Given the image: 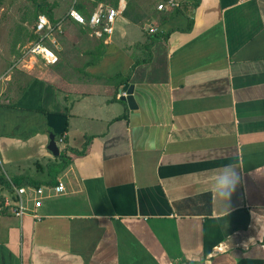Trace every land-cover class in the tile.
<instances>
[{"label":"crops","instance_id":"obj_1","mask_svg":"<svg viewBox=\"0 0 264 264\" xmlns=\"http://www.w3.org/2000/svg\"><path fill=\"white\" fill-rule=\"evenodd\" d=\"M173 1L144 32L65 21L57 62L31 60L14 99L1 88L0 264H264V0ZM69 24L97 43L71 45ZM15 178L45 196L20 218L3 204Z\"/></svg>","mask_w":264,"mask_h":264},{"label":"rangeland","instance_id":"obj_2","mask_svg":"<svg viewBox=\"0 0 264 264\" xmlns=\"http://www.w3.org/2000/svg\"><path fill=\"white\" fill-rule=\"evenodd\" d=\"M70 1L71 0H0V90L1 88L4 90L3 97L14 94L12 97V99H14L16 95L14 90L16 89L18 91L23 87L22 84H15V79L19 77L21 82L25 85L27 81H25L24 78L22 80V74L25 73V71L30 72L36 68H41L36 64L34 68L27 70L31 64L30 61H28L27 64L25 63L28 67H23V64L19 62L22 52H25L24 47L30 42L38 40V34L34 30L35 16L44 13L50 17L51 24H54L64 17L70 6ZM104 1L109 4L113 2V0ZM125 1L127 10L122 14L123 19L121 18L120 21H116L114 24L116 34L121 33L127 26H132V23L137 24L143 31L144 21H154V19H156V16L152 14L151 11L153 12L160 3L157 0ZM77 30L79 29L72 24L66 25L62 37L71 35L72 33L73 38L71 45H76L77 49L83 47V44L88 42H93V44L97 43L95 39L89 37V32L86 33L84 30H79L77 32ZM124 42L129 43L128 40ZM60 49L62 53L64 45H62ZM10 84H12L11 87L9 86ZM6 177H11V175L8 174L6 166L2 165L0 158V182ZM2 193L0 191V195ZM60 193L61 192H55V194Z\"/></svg>","mask_w":264,"mask_h":264},{"label":"built area","instance_id":"obj_3","mask_svg":"<svg viewBox=\"0 0 264 264\" xmlns=\"http://www.w3.org/2000/svg\"><path fill=\"white\" fill-rule=\"evenodd\" d=\"M126 5L125 0H117L116 5L106 3L104 0H71L64 17L54 24H51L50 19L45 15H38L34 28L38 34V40L30 42L24 47L25 52H22L20 64L25 65L24 61L28 62L35 59L46 64L57 62V57L51 51L50 45L55 44V35L61 32L62 25L67 20L88 29L96 38L112 35L114 24L125 11ZM167 6L175 7L177 4L173 0H164L156 6V9L157 11H163ZM158 32L159 28L149 26V34ZM120 94L124 95V92L120 91ZM54 190L55 192H62L63 185L58 183ZM44 198L43 188L20 186L13 188L11 198L4 199L3 204L11 207L14 214L20 218L27 212L26 200H31L33 207L37 208ZM7 199H11V201Z\"/></svg>","mask_w":264,"mask_h":264},{"label":"clouds","instance_id":"obj_4","mask_svg":"<svg viewBox=\"0 0 264 264\" xmlns=\"http://www.w3.org/2000/svg\"><path fill=\"white\" fill-rule=\"evenodd\" d=\"M240 183L239 174L233 169L230 173L222 174L216 181V192L222 198H229Z\"/></svg>","mask_w":264,"mask_h":264},{"label":"trees","instance_id":"obj_5","mask_svg":"<svg viewBox=\"0 0 264 264\" xmlns=\"http://www.w3.org/2000/svg\"><path fill=\"white\" fill-rule=\"evenodd\" d=\"M116 3H117V0H113V2L111 3L112 5H116ZM125 10H127V6H126V9ZM124 13V12H123ZM42 14H44V13H42ZM44 15H46V14H44ZM37 16L38 15H36L35 16V21H36V18H37ZM47 16V15H46ZM48 17V16H47ZM49 19H50V17H48ZM188 27V26H187ZM157 35L158 36H160V37H164V35H160L159 33H157ZM148 42H146L145 44H143L142 45V48H144L145 50H147L148 51V47H150L155 41H156V37H148V40H147ZM149 59L147 58L146 60H143L144 62H147ZM85 147H86V144H84V146H83V148H82V150L81 151H76V150H74V152L75 153H78L79 155H81V154H83V151H84V149H85ZM60 159H61V162H60V166H59V169H63L64 167H66L67 165H68V163H69V158H67L64 154H62V155H60ZM2 182H4V184H7V181L5 182V181H2ZM11 182H12V184L14 185V187H20L22 184H21V182L19 181V180H17V178H15V179H13V180H11ZM32 185H34V187L36 186V187H39L38 185V183H35V184H32ZM13 187V188H14ZM13 188H12V190H13Z\"/></svg>","mask_w":264,"mask_h":264},{"label":"water","instance_id":"obj_6","mask_svg":"<svg viewBox=\"0 0 264 264\" xmlns=\"http://www.w3.org/2000/svg\"><path fill=\"white\" fill-rule=\"evenodd\" d=\"M132 89H133V86H131V85H125L121 89L122 92H124V95L120 97V100L125 101L129 107V109H134V107H135L134 102H133V98H132ZM48 138H49V142L47 145V150L49 152H51L53 155H57L58 151H57L56 145L54 143L53 135L50 134L48 136Z\"/></svg>","mask_w":264,"mask_h":264}]
</instances>
